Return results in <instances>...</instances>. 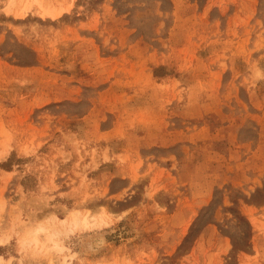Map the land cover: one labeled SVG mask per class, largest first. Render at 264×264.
I'll use <instances>...</instances> for the list:
<instances>
[{
    "label": "rangeland",
    "instance_id": "1",
    "mask_svg": "<svg viewBox=\"0 0 264 264\" xmlns=\"http://www.w3.org/2000/svg\"><path fill=\"white\" fill-rule=\"evenodd\" d=\"M0 264H264V0H0Z\"/></svg>",
    "mask_w": 264,
    "mask_h": 264
},
{
    "label": "bare ground",
    "instance_id": "2",
    "mask_svg": "<svg viewBox=\"0 0 264 264\" xmlns=\"http://www.w3.org/2000/svg\"><path fill=\"white\" fill-rule=\"evenodd\" d=\"M10 2H12L13 0H9ZM34 2L35 1H37V0H33ZM31 2V1H30ZM41 5V4H40ZM43 5V4H42ZM42 5H41V7H42ZM28 6V4L26 3L24 6H23V8H22V10H25V8ZM45 6V5H44ZM61 12V10L60 9H56V8H49V7H42L41 8V13L43 14V15H49V16H54V15H57V14H59ZM74 218V217H73ZM72 222L73 223H77L78 222V220L76 219V218H74L73 220H72ZM41 230H44V228L43 227H41V226H39L38 228H36L35 229V233H37L38 231H41ZM35 233H34V235H35ZM36 237V236H35ZM34 239H36V238H34Z\"/></svg>",
    "mask_w": 264,
    "mask_h": 264
}]
</instances>
